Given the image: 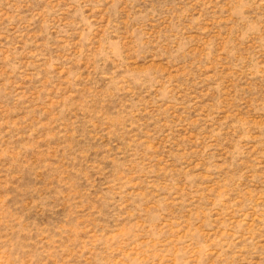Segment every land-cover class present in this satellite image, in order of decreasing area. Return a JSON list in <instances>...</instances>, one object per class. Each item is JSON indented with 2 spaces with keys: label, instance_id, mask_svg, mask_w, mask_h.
<instances>
[{
  "label": "rangeland",
  "instance_id": "374dc122",
  "mask_svg": "<svg viewBox=\"0 0 264 264\" xmlns=\"http://www.w3.org/2000/svg\"><path fill=\"white\" fill-rule=\"evenodd\" d=\"M0 264H264V0H0Z\"/></svg>",
  "mask_w": 264,
  "mask_h": 264
}]
</instances>
